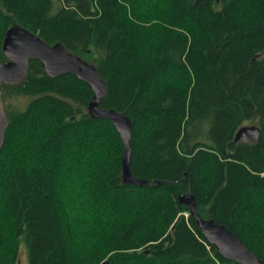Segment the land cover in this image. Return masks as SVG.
Instances as JSON below:
<instances>
[{"label": "trees", "instance_id": "16d2710c", "mask_svg": "<svg viewBox=\"0 0 264 264\" xmlns=\"http://www.w3.org/2000/svg\"><path fill=\"white\" fill-rule=\"evenodd\" d=\"M13 26L96 68L99 108L130 119V172L146 184L123 182V144L87 112L88 84L30 61L0 85V264H239L186 193L264 264V0H0L2 62ZM248 122L258 141L233 142Z\"/></svg>", "mask_w": 264, "mask_h": 264}, {"label": "water", "instance_id": "95a60500", "mask_svg": "<svg viewBox=\"0 0 264 264\" xmlns=\"http://www.w3.org/2000/svg\"><path fill=\"white\" fill-rule=\"evenodd\" d=\"M2 52L6 61H0V85L17 84L23 80L28 74L29 62L32 60H38L44 73L51 78L71 74L87 83L93 92L87 106V112L92 118H103L110 121L123 144V182L137 186L146 184L145 180L134 178L130 172V119L115 110L99 108V99L106 95L107 86L94 66L69 53L63 45L59 43L49 45L37 35L19 26H13L6 31L2 43ZM7 126L8 119L4 112L0 93V150L4 143ZM259 136V128L241 127L235 133L233 142L256 143ZM178 201L189 208V213L195 219L198 230L223 258L236 261L239 264H262L225 226L212 219L201 218L193 196L189 193L180 195Z\"/></svg>", "mask_w": 264, "mask_h": 264}, {"label": "rangeland", "instance_id": "374dc122", "mask_svg": "<svg viewBox=\"0 0 264 264\" xmlns=\"http://www.w3.org/2000/svg\"><path fill=\"white\" fill-rule=\"evenodd\" d=\"M25 102V99L24 98H13V97H8L6 100H5V104L6 106H8L9 108H15V107H18V108H22L23 107V104ZM254 124H251V123H246L244 125V127H255L253 126ZM20 262L23 263L24 262V253L21 252L20 254Z\"/></svg>", "mask_w": 264, "mask_h": 264}, {"label": "bare ground", "instance_id": "6f19581e", "mask_svg": "<svg viewBox=\"0 0 264 264\" xmlns=\"http://www.w3.org/2000/svg\"><path fill=\"white\" fill-rule=\"evenodd\" d=\"M187 194V193H186Z\"/></svg>", "mask_w": 264, "mask_h": 264}]
</instances>
